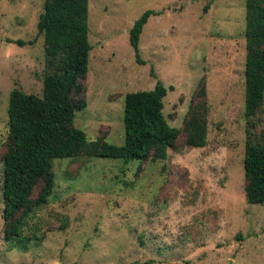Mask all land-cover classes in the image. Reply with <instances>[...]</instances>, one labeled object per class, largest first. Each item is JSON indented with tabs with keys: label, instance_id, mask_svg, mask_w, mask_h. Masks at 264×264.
Masks as SVG:
<instances>
[{
	"label": "rangeland",
	"instance_id": "1",
	"mask_svg": "<svg viewBox=\"0 0 264 264\" xmlns=\"http://www.w3.org/2000/svg\"><path fill=\"white\" fill-rule=\"evenodd\" d=\"M45 2L0 0V264H264V204L245 195L246 0H89L88 107L75 127L124 145L126 95L161 81L180 137L155 163L56 159L49 202L26 219L25 241L6 242L9 105L15 89L43 96ZM147 11L141 65L130 31ZM192 112L208 123L203 148L187 144ZM256 125L264 141V106Z\"/></svg>",
	"mask_w": 264,
	"mask_h": 264
},
{
	"label": "trees",
	"instance_id": "2",
	"mask_svg": "<svg viewBox=\"0 0 264 264\" xmlns=\"http://www.w3.org/2000/svg\"><path fill=\"white\" fill-rule=\"evenodd\" d=\"M209 7H205V12ZM153 11L145 12L130 31L137 62L140 39ZM89 0H46L37 25L45 38L46 69L43 96L15 89L9 105V141L4 156L5 240L21 243L26 219L49 202L56 187L54 161L80 157L132 161H164L180 137L168 123L165 99L169 90L161 81L153 90L125 97V143L90 140L75 127L78 112L88 107L85 81L89 73ZM20 46L26 43L18 40ZM30 44H33L31 42ZM245 195L249 204H264V141L256 132V118L264 106V0H246ZM187 144L208 143V123L192 112L185 126ZM42 189L34 198L39 185Z\"/></svg>",
	"mask_w": 264,
	"mask_h": 264
}]
</instances>
